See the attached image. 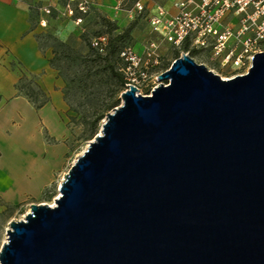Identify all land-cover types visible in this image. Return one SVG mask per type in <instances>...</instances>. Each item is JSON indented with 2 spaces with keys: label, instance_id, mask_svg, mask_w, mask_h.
<instances>
[{
  "label": "water",
  "instance_id": "obj_1",
  "mask_svg": "<svg viewBox=\"0 0 264 264\" xmlns=\"http://www.w3.org/2000/svg\"><path fill=\"white\" fill-rule=\"evenodd\" d=\"M156 79L9 223L0 264H264V52L231 79L186 54Z\"/></svg>",
  "mask_w": 264,
  "mask_h": 264
},
{
  "label": "crops",
  "instance_id": "obj_2",
  "mask_svg": "<svg viewBox=\"0 0 264 264\" xmlns=\"http://www.w3.org/2000/svg\"><path fill=\"white\" fill-rule=\"evenodd\" d=\"M27 1L0 0V195L7 199H17L40 186L41 161L48 152H53L44 140L41 127L56 139L64 129L59 117V112L65 109L62 81L49 65L50 53H43L35 38L41 27L34 28L31 23L34 12L39 13V22L44 20L40 7L53 10L58 6L56 0H50L31 9ZM141 1L144 12L134 18L128 10L131 5L115 9L118 0H96L92 9L115 20L119 30L135 22L132 45L136 41L144 44L153 37L149 17L159 6L169 14H175L176 4L182 0ZM164 49L168 50L167 46ZM12 61L36 75L38 84L49 96L48 103L40 109H35L28 99L18 95L16 84L20 76Z\"/></svg>",
  "mask_w": 264,
  "mask_h": 264
},
{
  "label": "built area",
  "instance_id": "obj_3",
  "mask_svg": "<svg viewBox=\"0 0 264 264\" xmlns=\"http://www.w3.org/2000/svg\"><path fill=\"white\" fill-rule=\"evenodd\" d=\"M95 1L66 0L59 14L80 25L81 16ZM128 5L132 18L144 12L141 0H118L115 9ZM176 6L175 14L159 6L149 17L153 37L143 44L142 52L134 51L132 44L122 50L124 91L134 86L136 94H151L159 84L156 76L167 69L160 68L166 46L179 57L196 50L206 61H198L196 55L192 58L225 80L247 74L252 57L264 52V0H182ZM39 11L53 13L50 7H40Z\"/></svg>",
  "mask_w": 264,
  "mask_h": 264
},
{
  "label": "rangeland",
  "instance_id": "obj_4",
  "mask_svg": "<svg viewBox=\"0 0 264 264\" xmlns=\"http://www.w3.org/2000/svg\"><path fill=\"white\" fill-rule=\"evenodd\" d=\"M49 1L50 0H28L27 2L29 8L33 9V7L37 8ZM55 2L58 9H53V13L44 14L42 16L45 21L44 25L41 26L39 22V13L34 12L31 15L32 26L34 28L41 27L40 31L35 34L40 50L43 53H50V58H52L53 49L57 46V41L54 40V38H56L58 41L65 42L79 53H86L87 45L85 39L93 41L98 38L95 34L98 31L104 30L100 17L106 15L91 8L82 16V23L80 25H75L67 17L59 14V12L63 9L66 0H56ZM132 47L134 51L142 52L143 44L141 41H136ZM162 54L163 60L161 61V64L170 63L174 58V53L169 50H165L164 48L162 50ZM196 59L198 61H206L201 54H196ZM11 64L14 69L19 72L18 75L20 77L21 75H26L37 81L36 75L26 71L15 61H12ZM208 66L211 68L213 67V64L209 62ZM50 67L56 72L57 78L62 81L61 93L62 99L65 103V109L59 112V117L64 129L62 134L57 135L56 139L55 137H51L48 134V131L41 127L44 140L50 145L53 152H48L41 161L43 170H41L42 174L40 177L42 178V181L40 186L35 190L24 193L17 199H7L6 197L0 195V249L6 240V230L9 228V223L12 220L22 219L30 210L31 204L47 203L53 205L54 198L58 196V188L63 180L64 174L67 173L77 156L84 151L88 143L93 140L101 129V123L103 120H101L96 134L93 137L89 136L87 127L82 126L78 121L79 115L69 110V107L64 100V91L66 90L67 74H72V71L66 70L62 66H60V68ZM124 89L120 92L119 99ZM91 104L94 103L92 102ZM70 116H75L76 120H71Z\"/></svg>",
  "mask_w": 264,
  "mask_h": 264
},
{
  "label": "trees",
  "instance_id": "obj_5",
  "mask_svg": "<svg viewBox=\"0 0 264 264\" xmlns=\"http://www.w3.org/2000/svg\"><path fill=\"white\" fill-rule=\"evenodd\" d=\"M100 20L104 30L98 31L95 34L98 38L93 41L85 39L86 53H79L65 42L54 38L57 46L49 60L53 68L62 66L72 71L66 77L64 100L69 110L79 115L78 121L87 127L91 137L96 134L106 114L120 104L119 94L126 85L122 72L125 62L120 54L126 46L132 44V30L135 26V22H132L119 30L115 20L107 16H101ZM173 53L174 57L178 55L177 52ZM196 54V50L191 51V56ZM169 65L170 63L161 64L160 68L166 69ZM16 89L18 95L28 99L35 109H40L49 101V96L38 82L26 75H21ZM70 119L74 121L76 117L70 116Z\"/></svg>",
  "mask_w": 264,
  "mask_h": 264
},
{
  "label": "flooded vegetation",
  "instance_id": "obj_6",
  "mask_svg": "<svg viewBox=\"0 0 264 264\" xmlns=\"http://www.w3.org/2000/svg\"><path fill=\"white\" fill-rule=\"evenodd\" d=\"M191 58L193 57V56H191V55H189ZM195 56V55H194ZM179 56L177 55V56H175L173 59H172V61L170 62V64L176 59V58H178ZM170 66V65H169Z\"/></svg>",
  "mask_w": 264,
  "mask_h": 264
},
{
  "label": "bare ground",
  "instance_id": "obj_7",
  "mask_svg": "<svg viewBox=\"0 0 264 264\" xmlns=\"http://www.w3.org/2000/svg\"><path fill=\"white\" fill-rule=\"evenodd\" d=\"M58 196H59V193H58Z\"/></svg>",
  "mask_w": 264,
  "mask_h": 264
}]
</instances>
